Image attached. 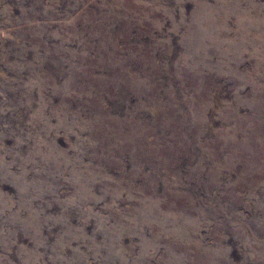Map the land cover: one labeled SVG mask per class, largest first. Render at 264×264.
Listing matches in <instances>:
<instances>
[{"label":"rangeland","instance_id":"obj_1","mask_svg":"<svg viewBox=\"0 0 264 264\" xmlns=\"http://www.w3.org/2000/svg\"><path fill=\"white\" fill-rule=\"evenodd\" d=\"M82 72L125 102L127 142L162 98L203 127L178 167L163 153L162 190L99 161L106 113L60 92ZM0 264H264V0H0Z\"/></svg>","mask_w":264,"mask_h":264},{"label":"trees","instance_id":"obj_2","mask_svg":"<svg viewBox=\"0 0 264 264\" xmlns=\"http://www.w3.org/2000/svg\"><path fill=\"white\" fill-rule=\"evenodd\" d=\"M92 35L93 32L90 36ZM109 35L114 36L113 33ZM124 45L126 47L128 43L124 41ZM107 50L102 51V49L97 48L95 49V53L86 55L83 62L99 66L100 63H97V60H99V57L101 61V57L106 58L108 55ZM153 73L155 74V72ZM108 79L110 78H105V80ZM100 87L102 86L98 85V78L93 72L72 73L70 82L60 92H66L65 98L68 100L66 108H77L82 112L85 121L88 123L104 122V113H106V119L108 117L106 129H100V126H97L99 130V135H97L98 149L95 152L102 165L108 169L109 166L116 164L122 170H127V173H125L126 177H128L130 172L138 169L137 183L140 184L142 190L157 193L159 189L162 190L161 175L172 169V167L165 168L168 166H159L163 153L172 158L174 166L178 167L181 161H183L184 156H188L190 151H194L195 148L199 147L197 138L203 131V127L192 124L190 120L188 122L186 116L182 112V114L179 113V105L174 104L168 98H162L164 101H159L150 110L143 105H139V109L131 107L134 112L138 111L135 119L140 122L139 129L142 137L141 143L135 142L132 144L125 141L129 126L124 116L128 114V111L125 110V102H117L115 100L114 87L109 89L105 86L106 91L99 89ZM134 91L136 92L134 96L139 97L141 94L144 95V92H141L139 89H135ZM122 93L127 94L128 91H122ZM145 95L148 98H154V101H158V98L162 97L159 91L157 93L155 87L150 86L145 90ZM109 96L114 101L109 105L105 104L107 111L105 110L104 112L102 110L104 100L109 98ZM123 121H125L124 125ZM170 136L174 138L170 139ZM120 161L123 162L122 166L119 163ZM146 166L149 167L150 172L148 175H142L141 173H143ZM200 170L198 167L191 169L192 175L195 176L194 182L196 186H201L205 191H208L209 188L212 189L214 186L222 183L220 178L224 174L207 171L202 175ZM225 191L215 192V194L226 201ZM169 196L171 199H174V191L169 193ZM232 196H236L235 190H233ZM189 201L193 200L189 199ZM234 202H236L235 199Z\"/></svg>","mask_w":264,"mask_h":264}]
</instances>
